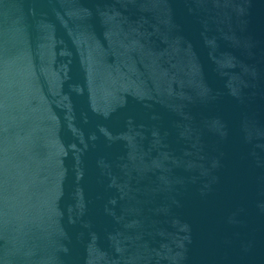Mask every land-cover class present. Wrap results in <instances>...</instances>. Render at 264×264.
<instances>
[{
	"label": "water",
	"instance_id": "obj_1",
	"mask_svg": "<svg viewBox=\"0 0 264 264\" xmlns=\"http://www.w3.org/2000/svg\"><path fill=\"white\" fill-rule=\"evenodd\" d=\"M0 264H264V0H0Z\"/></svg>",
	"mask_w": 264,
	"mask_h": 264
}]
</instances>
